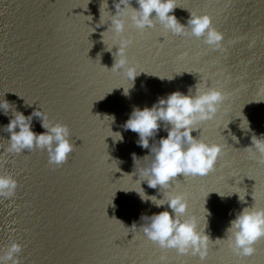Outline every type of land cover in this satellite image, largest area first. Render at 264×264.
<instances>
[{"label": "water", "instance_id": "95a60500", "mask_svg": "<svg viewBox=\"0 0 264 264\" xmlns=\"http://www.w3.org/2000/svg\"><path fill=\"white\" fill-rule=\"evenodd\" d=\"M107 2L0 0V99L25 115L42 108L53 121L69 125L75 145L61 166L49 165L47 151L38 148L7 153L10 133L2 126L13 113L0 112V172L21 185L16 197H0V249L12 240L23 243L22 264H152L161 255H173L175 249L164 252L139 228L148 222L142 216L172 210L144 201L137 192L163 198L146 181L140 186L132 154L142 159L150 148L138 145V133L123 125L135 107H151L177 90L195 94L199 83L216 87L218 81L225 100L215 119L198 124L192 135L223 144L225 150L209 175L184 178L181 173L169 190L187 193L186 215L198 217L201 227L207 222L212 241L224 239L212 264H230V222L245 207H264V163L246 148L253 134H264V0H176L174 14L184 24L191 12L181 5L199 14L215 12L231 37L224 51L212 50L202 37L165 32L159 23L141 33L129 19L124 35L133 42L127 55L143 71L134 86L122 70H109L118 41L110 25H99L101 15L108 21L116 12L114 0ZM124 88H130L127 95ZM247 121L249 129L242 128ZM110 127L123 140L109 136ZM33 129L46 131L38 118ZM166 135L162 126L150 144ZM150 163L151 157L137 161V168ZM13 218L19 220L11 226L18 233L10 231ZM251 262L264 264V251Z\"/></svg>", "mask_w": 264, "mask_h": 264}, {"label": "clouds", "instance_id": "9594fccd", "mask_svg": "<svg viewBox=\"0 0 264 264\" xmlns=\"http://www.w3.org/2000/svg\"><path fill=\"white\" fill-rule=\"evenodd\" d=\"M103 2L108 5L107 0ZM136 3L139 5L138 8L132 6L131 0H114L115 14L111 13L108 21L101 15L99 21V25L111 26V32L118 41L115 45L118 46V50L113 53L114 65L108 69L116 72L122 70L125 78L131 81L133 86L136 77L143 71H140L136 64H130L127 55L128 47L133 42L130 37L124 35L129 19L131 25L141 33L159 23L165 32L202 37L203 43L211 48L225 50L224 33L214 26L211 15L191 12L187 24H184L174 14L176 0H136ZM106 32H109V28L102 36ZM129 89L124 88L125 95ZM224 100L225 93L221 88L201 87L199 83L195 94H192L191 89L188 94L177 90L166 97H160L151 107L145 106L142 109L135 107L123 125L125 130L138 133V145L150 148V155L142 159L135 153L132 154L140 186L142 181H146L149 187L159 188L163 192V198L148 196L143 187H141L143 194L137 192L144 201L151 200L157 207L167 204L172 210L170 212L165 209L150 217L142 216L141 219L148 222L139 226L148 240L156 243L164 252L175 249L181 255L198 256L202 261L209 255L210 242L213 241L205 232L207 222L201 227L198 217L186 215L189 209L187 193L169 189L174 178L181 173L185 177L205 176L215 169L225 145L209 143L205 139L193 136L192 133L198 129L197 125L201 122L215 119ZM10 110L13 116L8 124L2 126L5 132L10 133L5 152L24 154L25 150L38 148L47 151L49 165L61 166L68 161L75 148L68 124L53 121L40 107L25 115L24 112L16 110L15 105L7 99H0V112L7 115ZM36 118L41 121L46 131L41 133L34 131L33 120ZM103 119L114 121L115 117L105 115ZM162 126L167 135L160 137L157 143L150 144V138L157 136ZM249 127L247 121V127L242 128ZM111 132L112 135L109 136L114 140H123L122 133L114 132L112 129ZM251 141V145L246 148L250 154L264 163V134L259 136L253 134ZM149 157L151 163L138 169L137 161H144ZM19 187L20 182L16 177L0 172V197H15ZM239 198L241 201L245 199L241 196ZM137 227L134 223L131 228ZM227 234L228 246L236 255L240 257L254 255L257 251L255 247L257 241L264 238V207L254 204L243 208L230 222ZM220 240L224 239L215 241ZM23 249V243L12 240L4 249H0L2 253L0 264H22V256L19 254ZM166 259V255L161 256V262H165Z\"/></svg>", "mask_w": 264, "mask_h": 264}, {"label": "snow or ice", "instance_id": "6c2138e0", "mask_svg": "<svg viewBox=\"0 0 264 264\" xmlns=\"http://www.w3.org/2000/svg\"><path fill=\"white\" fill-rule=\"evenodd\" d=\"M180 7H183V8H186L188 9L190 12H194V13H197V11H193L192 8L193 6H190V5H181ZM201 6L197 5L195 6L196 9H199ZM208 7H211L210 5ZM204 13H207L209 15L212 16L213 18V21L214 23L216 24V27L219 28V30L221 32L224 33V36H225V40H228L229 42L231 41V37L229 36L228 32L225 31L223 29V27L221 25H219L218 21H216V15H215V12L214 11H207L205 10L203 12ZM212 50H218V51H221L220 49H212ZM183 55H188V53H184ZM105 70H108V69H105ZM112 71V70H111ZM217 86L216 87H220V88H224V86L222 84H220L218 81L216 82ZM211 173V172H210ZM209 173V174H210ZM207 174V175H209ZM205 175V176H207ZM185 178V176H184ZM21 187V185H20ZM213 192V191H212ZM215 192H218V191H215ZM255 199L257 198L256 197V194L253 193ZM16 197V196H15ZM14 198V197H13ZM15 205V199H12L11 201V206H14ZM13 210L15 211V208H13ZM9 215H11V213H9ZM19 223V220L16 219V218H13L10 223H9V228H10V231L12 233H18L20 231L19 228H16V227H11L12 225H18ZM135 237H133L134 239ZM221 242L220 241H213L211 244H210V249H209V255L202 261L200 259V257L198 256H191V255H181L177 252H175L173 255L169 256L168 254L166 255L167 259H166V262L167 264H212V257L215 253L219 252L221 250ZM227 247L230 249L231 251V255L233 257V260L230 262V264H252L251 262V258L258 252V251H264V238H261L259 241H257L255 247L257 249L256 253L252 256H248V257H240L238 255H236L232 250L231 248L228 246L227 244ZM162 256V255H161ZM161 256L159 257V259L155 262H152V264H159V262L161 261Z\"/></svg>", "mask_w": 264, "mask_h": 264}]
</instances>
